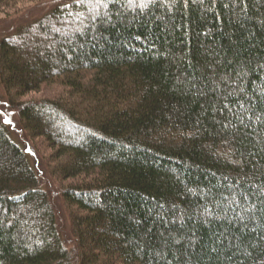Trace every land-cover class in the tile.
I'll return each instance as SVG.
<instances>
[{"label":"trees","instance_id":"obj_1","mask_svg":"<svg viewBox=\"0 0 264 264\" xmlns=\"http://www.w3.org/2000/svg\"><path fill=\"white\" fill-rule=\"evenodd\" d=\"M38 2L0 0V82L71 231L0 111V264H264V0Z\"/></svg>","mask_w":264,"mask_h":264},{"label":"rangeland","instance_id":"obj_2","mask_svg":"<svg viewBox=\"0 0 264 264\" xmlns=\"http://www.w3.org/2000/svg\"><path fill=\"white\" fill-rule=\"evenodd\" d=\"M57 1L58 0H39V2L42 3V6L43 4L46 3L51 4ZM39 2L37 3V6L40 5ZM30 7H34V5H30L29 7H27V9ZM32 10L33 11L30 13V16H32V14H38V10L40 11L41 8H35ZM8 14L11 13H7V16ZM13 17L14 16L7 18L5 17V14L3 15L2 13H0V33L2 31L6 32L7 28L4 29V27H8V28L10 27L9 29H11L12 26L15 25L16 20ZM52 92L53 90H51L49 87L43 88L41 91H33L28 93L27 95L23 96L22 99L35 98V97L38 98V97H42L43 95H49ZM0 111L2 113V117L4 121L5 120L10 121V123L7 124L10 126L12 130V135L25 146L31 162L36 167L38 173L41 176L43 185L46 187L47 191L49 192V195L55 207L59 227L62 233L64 234V236L66 238H69L71 231L70 207L68 206L62 192L63 185H65L67 181L60 180L59 178H56L54 174L51 173L47 159L48 160L50 159L52 161L50 162V165L53 166L55 164V162H53V157H52V151H53L52 148L41 137L31 138L24 131V129L21 126L19 109L16 107V105H12L9 102L6 95V91L1 82H0Z\"/></svg>","mask_w":264,"mask_h":264},{"label":"snow or ice","instance_id":"obj_3","mask_svg":"<svg viewBox=\"0 0 264 264\" xmlns=\"http://www.w3.org/2000/svg\"><path fill=\"white\" fill-rule=\"evenodd\" d=\"M113 0H74V3L77 5H84L87 6V11L90 14L89 16H85L82 12L73 13L71 11L72 5L71 4H65L63 5L64 8L69 9L68 16L73 17L71 23L75 24L77 21L79 22V27L72 28L71 31L73 32H80L81 34L84 33V30L87 28V24H85V20H90V22H95L99 16H101V13L98 11L100 7H104L107 9V6L109 3H112ZM151 2V0H140L139 7L145 8L148 6V4ZM127 4L129 7H136V0H127ZM103 17L110 19V14L105 11L103 13ZM103 22V20H101ZM54 31L61 32L62 29L60 28H54ZM68 29H64V33L68 34ZM5 123H10V121L5 120ZM207 211V210H206Z\"/></svg>","mask_w":264,"mask_h":264}]
</instances>
